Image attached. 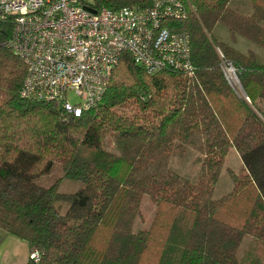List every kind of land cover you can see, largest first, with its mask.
Listing matches in <instances>:
<instances>
[{
  "label": "trees",
  "instance_id": "trees-1",
  "mask_svg": "<svg viewBox=\"0 0 264 264\" xmlns=\"http://www.w3.org/2000/svg\"><path fill=\"white\" fill-rule=\"evenodd\" d=\"M175 1L183 14L165 26L188 34L191 72L148 73L122 52L101 100L79 116L21 95L26 66L7 45L14 17L0 12V231L27 244V264L264 261L253 245L239 256L245 236L264 246V0ZM81 2L118 10L154 0ZM231 148L239 171L213 197ZM54 163L83 186L38 184ZM144 196L155 212L136 229Z\"/></svg>",
  "mask_w": 264,
  "mask_h": 264
},
{
  "label": "built area",
  "instance_id": "built-area-1",
  "mask_svg": "<svg viewBox=\"0 0 264 264\" xmlns=\"http://www.w3.org/2000/svg\"><path fill=\"white\" fill-rule=\"evenodd\" d=\"M85 7L81 0H0V12L14 17L7 45L26 66L23 97L55 102L79 116L101 100L122 52L148 73L191 72L188 34L165 26L168 17L183 14L180 2L95 13ZM217 53L226 81L243 94L233 66ZM30 258L37 262L39 253Z\"/></svg>",
  "mask_w": 264,
  "mask_h": 264
},
{
  "label": "rangeland",
  "instance_id": "rangeland-1",
  "mask_svg": "<svg viewBox=\"0 0 264 264\" xmlns=\"http://www.w3.org/2000/svg\"><path fill=\"white\" fill-rule=\"evenodd\" d=\"M241 7L243 8L244 6L241 5ZM214 32L218 34V28H215ZM236 92L241 93L240 88H237ZM240 165L241 160L236 150L234 148L229 149L225 157L224 164L221 168L217 184L214 188L213 197H219L232 188V173H237L239 171ZM62 176L63 175L62 170L60 168V164L54 163L48 173L37 177L35 181L43 186H50L56 181H58V190L60 192L68 193L76 192L83 186V184L79 181L63 178ZM62 207L64 210L67 207V204L63 203ZM154 212V203L148 196H144L140 206V216L136 219L134 227L136 229L148 227L153 218ZM250 238L251 237L249 236L244 237L242 246L239 251V256H243L249 249V247L252 248L251 245H253L255 248H257V256L264 260V246H261L259 243H255L254 240ZM262 264H264V261H262Z\"/></svg>",
  "mask_w": 264,
  "mask_h": 264
},
{
  "label": "crops",
  "instance_id": "crops-1",
  "mask_svg": "<svg viewBox=\"0 0 264 264\" xmlns=\"http://www.w3.org/2000/svg\"><path fill=\"white\" fill-rule=\"evenodd\" d=\"M28 258L25 242L9 235L3 236L0 231V264H27Z\"/></svg>",
  "mask_w": 264,
  "mask_h": 264
},
{
  "label": "water",
  "instance_id": "water-1",
  "mask_svg": "<svg viewBox=\"0 0 264 264\" xmlns=\"http://www.w3.org/2000/svg\"><path fill=\"white\" fill-rule=\"evenodd\" d=\"M87 10H89V11H91V12H93V13H95V10L94 9H92V8H90V7H85Z\"/></svg>",
  "mask_w": 264,
  "mask_h": 264
}]
</instances>
